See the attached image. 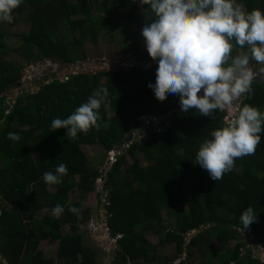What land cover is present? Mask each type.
Masks as SVG:
<instances>
[{
  "label": "trees",
  "instance_id": "trees-1",
  "mask_svg": "<svg viewBox=\"0 0 264 264\" xmlns=\"http://www.w3.org/2000/svg\"><path fill=\"white\" fill-rule=\"evenodd\" d=\"M72 2L22 0L13 11L9 27L25 13L31 24L29 33L20 36L23 51H19L26 65L47 59L64 66L85 62L86 43L97 45L101 34L113 36L117 31L137 38V33H129L131 25L145 27L148 22L132 0ZM244 3L247 12L259 9L264 13V0ZM125 8L126 12L121 10ZM77 15L82 18L73 19ZM62 32L70 33V38L63 40ZM5 38L6 33L0 30V254L6 264H99L80 232V226L90 221L92 209L78 200L71 202L70 196L77 192L86 198L102 179L107 183V228L117 245L111 264H158L159 249L175 245L177 255L166 261L173 264L187 250L191 258L198 248L208 253L203 244L208 246L209 255L201 264H215L211 259L214 235L226 245L236 242L219 252L217 264H264L242 233L252 230L264 247V122L255 154L237 158L233 169L215 181L196 164L195 157L204 139H212L210 133L225 126L227 113L215 110L213 118L195 108L184 112L178 94L158 101L148 87L156 83L158 65L149 70L133 67L81 74L68 81L53 77L37 92L19 95L8 103L4 95L21 82L25 64L4 58ZM239 50L234 46L233 55ZM139 55L146 62L153 61ZM101 87L107 88L109 95L97 110L99 130L92 127L72 139L67 129H51L53 119H66ZM251 88L252 94L244 95L242 107L250 105L264 114V81L254 82ZM146 115L161 118L158 130L151 127L143 138L116 155L102 178L99 166L91 165L82 146L101 145L110 153L129 133L142 128L141 117ZM9 132L21 139L9 140ZM142 159L149 164L142 165ZM59 163L67 165V174L60 183L46 184L43 174L54 172ZM49 186L56 192L50 193ZM56 204L64 207L59 217L51 212ZM183 206L188 211H179L176 228L167 229L164 211ZM70 207L80 208V216L70 212ZM248 207L254 209L257 222L244 229L240 217ZM42 210L52 216L37 221ZM65 224L70 233L62 232ZM206 227L210 228L191 237L193 231ZM147 232L159 235L158 244L148 240ZM47 239L58 244L56 261L46 259L39 249ZM185 261L181 264H187Z\"/></svg>",
  "mask_w": 264,
  "mask_h": 264
},
{
  "label": "clouds",
  "instance_id": "clouds-1",
  "mask_svg": "<svg viewBox=\"0 0 264 264\" xmlns=\"http://www.w3.org/2000/svg\"><path fill=\"white\" fill-rule=\"evenodd\" d=\"M21 3L22 0H0V22L11 23L12 13ZM139 3L148 6L145 9L149 13L148 22L142 30L146 50L134 49L132 53L140 58L137 64L158 62L156 83L148 85L156 99L163 102L168 94H178L184 112L195 108L201 115L213 118L215 110L227 113L225 126L212 131V139H204L195 157L196 164L218 181L233 169L237 158L254 155L261 141L264 114L250 105L242 107V100L246 93L252 94V84L259 81L260 75L254 72L250 62L264 65V13L259 9L246 12L237 0H139ZM234 46L240 49L236 55H233ZM139 53L153 61H144ZM133 60L128 63L130 70L140 67ZM68 65L76 70L70 77L83 73H79L80 67L75 64ZM108 95L107 88H97L69 117L53 119L51 129H67L68 138L72 139L92 127L99 130L97 110ZM239 100L241 108L237 104ZM154 118L160 123V117ZM151 122L155 123L153 118ZM159 123L154 127L158 128ZM7 136L12 141L21 139L12 132ZM66 174L67 165L59 163L54 172L43 174V180L54 185ZM68 210L77 217L82 211L76 207ZM51 212L59 217L64 207L56 204ZM240 221L244 229L257 222L254 209L248 207Z\"/></svg>",
  "mask_w": 264,
  "mask_h": 264
},
{
  "label": "rangeland",
  "instance_id": "rangeland-1",
  "mask_svg": "<svg viewBox=\"0 0 264 264\" xmlns=\"http://www.w3.org/2000/svg\"><path fill=\"white\" fill-rule=\"evenodd\" d=\"M243 3L241 4L242 9L246 11L244 0H242ZM72 3H80V0H74ZM137 3L140 5L141 10L144 9V5H141L139 3V0H137ZM128 8H125L127 10ZM247 12V11H246ZM141 15H145L143 12L140 13ZM96 16H99L98 13H95ZM82 18L81 15L74 16L73 19H80ZM30 20L27 17L26 14H22L18 18V22L15 26L9 27L7 22H0V30L4 31L6 33V38L4 40V43L6 45V50L2 52V55L5 59L14 61L17 64H21V62H24V55L21 54L19 50H22L21 46V35L28 34L30 31ZM144 27H142L143 29ZM137 31H139L137 27ZM79 34H76L75 37L79 38ZM63 40L70 38V33L62 32L60 35ZM144 37L142 36V33L139 34V37L137 40L139 41H128L125 39V35L121 31H117L114 36H105L104 34H101L98 38V44L93 45V43L88 42L84 46L86 53L88 55V59L85 62L77 63L75 64V67H80V72H87L92 73L95 71H102V70H116V69H129V59H131L129 54L131 52H134V47H137L139 51L146 50V43L142 42V39ZM23 51V50H22ZM240 51V50H239ZM136 57H139L136 55ZM252 66H253V62ZM119 64V65H117ZM72 65V64H71ZM33 66V67H32ZM70 65H60L54 61L46 60L42 63H34V64H28L23 66V76L21 79V82L12 88L9 92H7L4 96L6 97V100L8 103L11 102V99L14 97H18L19 95L24 94H30L37 92L40 87L47 82V80L53 79V77L59 78L63 80L65 76L72 75L74 72H76L75 69H70ZM32 67V68H31ZM126 67V68H125ZM254 72L259 76V81H264V71H261V69H256ZM263 74V76L261 75ZM49 82V81H48ZM238 106L241 108V101L239 100L237 102ZM111 115V114H110ZM142 128L137 131V133L144 137V134L146 133L145 129H150L151 127L157 126L155 123L151 122V118L144 116L142 118ZM137 134V135H138ZM138 135V136H139ZM123 151V150H121ZM113 153H106L104 148L93 146L91 148L85 147V152L87 153V157H94L95 159L91 162V165H95L96 167L99 166V171L103 173V175L106 173V170L109 169V166H112L115 162H109L113 160L111 156H114L115 154L119 153L120 150L117 152L112 151ZM101 154V155H100ZM141 157V156H139ZM142 158V157H141ZM128 162L131 164V159H128ZM149 163L144 161L142 159V165L146 166ZM100 165H102L100 167ZM107 184V183H105ZM188 189L190 187H187ZM55 190V189H52ZM99 196L100 199L97 198ZM78 200L81 202L83 207L91 208L92 212L90 214V221L82 224L80 226V232L83 233L85 236L84 242L85 245L88 246L90 249H92L96 257L98 259L99 264H106L109 251L111 249V244L113 240L111 239L105 225L104 216L105 215V209L104 206L106 204L107 200V193L105 190L104 182L101 186L98 187V184L95 185V191L91 193L86 198L79 197V194L77 192H74L70 196V201L74 202ZM188 207H181L170 210L164 211L165 216V227L167 229H175L177 225V215L180 211H188ZM93 227H97L98 230L94 231ZM210 227L203 228L201 231L195 230L191 233V237H194L200 232L208 229ZM62 232L64 234L70 233V227L68 224H65L63 227ZM244 236L246 235L247 241L250 243V248L253 249L255 255H259L261 253V246L258 242H254L252 237L254 236L252 233V230H246L242 232ZM213 235V233H211ZM214 239V253L211 255V259L213 260V263L217 264L219 263V259L217 255L219 252H222L225 249H228L231 245L235 246L236 242H232L231 244L226 245L225 243L221 242L219 240V237L215 236ZM147 238L151 243L158 244L159 242V235L155 232H147ZM253 243V244H252ZM43 245L46 247L45 255L47 258H51L54 261L57 259V242H54L52 240L45 241ZM206 244H203V248H206L208 250V253L204 252L201 249H195V255L191 258V255L188 253L189 250H187L184 255L177 259L173 264H181L182 261H185L187 264H201V260L205 259L207 255H209V248H207ZM204 252V253H202ZM216 252V254H215ZM177 255V248L175 245H169L167 247H161L159 249V256H160V263L158 264H166L167 260H172ZM190 255V256H189ZM257 255V257H259ZM188 257V258H187ZM191 260V261H190ZM0 263H6L5 260L0 255ZM145 264V263H143Z\"/></svg>",
  "mask_w": 264,
  "mask_h": 264
},
{
  "label": "crops",
  "instance_id": "crops-1",
  "mask_svg": "<svg viewBox=\"0 0 264 264\" xmlns=\"http://www.w3.org/2000/svg\"><path fill=\"white\" fill-rule=\"evenodd\" d=\"M132 1H135V2H137V0H132ZM243 3V2H242ZM241 3V4H242ZM240 4V5H241ZM139 7H140V5H139ZM144 7H145V5H144ZM141 8V7H140ZM122 11H124V12H126V10L125 9H121ZM141 12H143L145 15L144 16H146L147 15V13H145V8L144 9H142V10H140V13ZM26 14V13H25ZM27 15V14H26ZM27 17H28V15H27ZM18 18H19V16H18ZM137 27H139L138 29H139V31H137ZM142 27H144V25H140V26H138V23H136V24H133V25H131V27H130V29H129V33H131V32H134V33H137L138 34V37H139V34H140V32L143 30L142 29ZM114 36V35H113ZM112 36V37H113ZM137 37V38H138ZM137 38H134V39H132L131 37H128V36H126L125 35V39L126 40H128V41H137V43L139 42L138 40H137ZM142 42H144L145 43V40H144V38L142 39ZM137 49V47H134V45H133V49ZM133 60V58H131V61ZM148 116H150V115H148ZM141 121H142V117H141ZM125 139V138H124ZM128 144H126L124 141H123V143L121 144V149H120V152H122L121 150H124V149H126V146H127ZM94 146H98V147H101V145H94ZM85 147H89V148H91V147H93V146H82V150L85 152ZM103 147V146H102ZM104 148V147H103ZM105 150V149H104ZM111 153H113V152H111ZM87 154V153H86ZM101 155V154H100ZM36 158V157H35ZM89 158V160H90V162H92L94 159H95V156L92 158V157H88ZM37 159V158H36ZM101 167V166H100ZM104 176H105V174L103 175V177L102 178H104ZM104 182V185H106L105 183V180L104 179H102V183ZM52 189H55V190H52ZM48 191L50 192V193H55L56 192V188H54V187H51V186H49L48 187ZM107 201V200H106ZM106 205V204H105ZM0 206H1V203H0ZM183 207H185V206H183ZM181 208V207H180ZM105 209V208H104ZM180 211V210H179ZM49 216H52V214L48 211V210H42V211H40V212H38L37 213V216H36V219H37V221H41L43 218H45V217H49ZM104 216V219H106L105 220V225L107 226V218H108V213H107V211H106V209H105V215H103ZM60 219L62 220V216L60 217ZM84 224V223H83ZM164 225H165V216H164ZM109 233V232H108ZM110 235V234H109ZM112 239V238H111ZM252 239H253V237H252ZM49 240H51V239H47V240H45V241H49ZM113 240V239H112ZM149 240V239H148ZM45 241H43L41 244H40V246H39V249L43 252V254H44V257L46 258V259H51V258H47L46 257V255H45V250H46V247L43 245V243L45 242ZM151 242V241H150ZM155 244V243H154ZM117 248V247H116ZM57 251H58V247H57ZM57 251H56V254H57ZM1 255V254H0ZM258 255V254H257ZM2 256V255H1ZM259 256V255H258ZM3 258V257H2ZM4 259V258H3ZM53 260V259H52ZM6 262V261H5ZM4 264H6V263H4Z\"/></svg>",
  "mask_w": 264,
  "mask_h": 264
},
{
  "label": "water",
  "instance_id": "water-1",
  "mask_svg": "<svg viewBox=\"0 0 264 264\" xmlns=\"http://www.w3.org/2000/svg\"><path fill=\"white\" fill-rule=\"evenodd\" d=\"M136 64V66H140L142 69H144V70H149L150 68H152L153 66H157L158 65V62H155V63H148L147 65H144V64H137V62L136 61H134ZM133 62V63H134ZM76 75H78V74H76ZM76 75H74V76H76ZM83 75H85V72H83L82 73V76ZM147 129H145V131H146ZM156 130H158V128H156ZM149 137V136H148ZM139 136L137 135V133H135V132H133V133H129L126 137H125V139H124V142L126 143V144H128L127 146H126V148L127 147H129L134 141H136V140H139ZM122 147L121 146H116L115 147V149H114V151L115 152H117L118 150H120ZM109 162H111V161H108V163ZM115 250H116V245H114V244H112L111 245V249H110V251H109V254H108V258H107V261H106V264H111L112 263V261L114 260V256H115ZM259 258H263V255L262 254H259Z\"/></svg>",
  "mask_w": 264,
  "mask_h": 264
},
{
  "label": "flooded vegetation",
  "instance_id": "flooded-vegetation-1",
  "mask_svg": "<svg viewBox=\"0 0 264 264\" xmlns=\"http://www.w3.org/2000/svg\"><path fill=\"white\" fill-rule=\"evenodd\" d=\"M130 56V58H132V57H134L135 59L133 60V61H136L137 63H138V61H140V58L139 57H137L136 58V54H134V53H130L129 54ZM132 55V56H131ZM130 60V59H129ZM250 65H251V68L252 69H261V68H264V65H259V64H256L254 61H253V66H252V63L250 62ZM86 74H87V72H85ZM89 74H92V73H89ZM147 117H150L151 119L153 118L154 119V115H151V116H148V115H146ZM143 123V122H142ZM143 125V124H142ZM137 132V131H136ZM253 241L254 242H258L259 244H260V246H261V253L260 254H262L263 255V260H264V247L262 246V244L260 243L261 241H258L257 240V238H256V236L253 238ZM253 244V243H252Z\"/></svg>",
  "mask_w": 264,
  "mask_h": 264
},
{
  "label": "built area",
  "instance_id": "built-area-1",
  "mask_svg": "<svg viewBox=\"0 0 264 264\" xmlns=\"http://www.w3.org/2000/svg\"><path fill=\"white\" fill-rule=\"evenodd\" d=\"M32 67H33V66H32ZM70 67H71V66H70ZM70 69H72V68H70ZM74 73H76V72H74ZM74 73H73V74H74ZM70 76H71V75H69V76H65L64 79H65L66 81H68ZM154 121H155L156 125H158V123H159V119L154 118ZM111 158H113V160H111V162H112V161H113V162L116 161V160H115V155H114V156H111ZM97 184H98V187L101 186V185H102V181L99 180V181L97 182ZM106 229H107V231L109 230V229L107 228V226H106ZM93 230L96 231V230H98V228H97V227H93ZM112 244L116 245V240L113 239ZM112 244H111V245H112Z\"/></svg>",
  "mask_w": 264,
  "mask_h": 264
}]
</instances>
